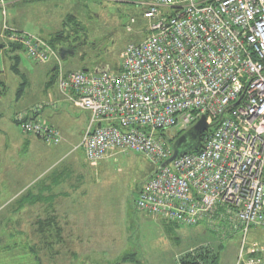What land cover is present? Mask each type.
<instances>
[{
  "label": "built area",
  "instance_id": "2783aa9c",
  "mask_svg": "<svg viewBox=\"0 0 264 264\" xmlns=\"http://www.w3.org/2000/svg\"><path fill=\"white\" fill-rule=\"evenodd\" d=\"M95 1L135 5L148 23L116 73L64 74L46 43L26 32L18 38L32 62L57 63L59 93L89 113L85 159L95 164L115 150L144 156L156 169L136 210L187 227L223 212L243 233L234 264H264V247L245 249L250 228L264 230V0ZM201 117L210 131L199 152L161 168L173 155L163 133ZM20 121L23 133L59 144L46 123Z\"/></svg>",
  "mask_w": 264,
  "mask_h": 264
},
{
  "label": "rangeland",
  "instance_id": "374dc122",
  "mask_svg": "<svg viewBox=\"0 0 264 264\" xmlns=\"http://www.w3.org/2000/svg\"><path fill=\"white\" fill-rule=\"evenodd\" d=\"M55 3L42 6L39 12L36 10L35 15H39L43 20L49 17L63 18L67 15L71 17L67 22V17H64L65 24L59 28L66 38V43H63L65 48L70 47L74 52V55H69L62 61L64 69L68 72L81 70L94 73L95 70L104 68L110 73H115L121 64L119 57L125 47L140 42L145 37L148 23L141 19V10L135 5L95 0H60ZM21 7L26 8L25 5ZM23 16L25 15L20 16V21ZM133 17L138 20L134 26L129 24ZM52 36L43 38L50 40ZM4 57L8 69L0 77L6 89L5 95L0 98V103L5 107L4 111L14 109L18 106L17 102L23 106L36 103L38 114H42L44 110L39 103L44 94L42 90H45L60 97L58 103L52 104L51 108L60 113V107L67 105L69 114L77 117L74 119L76 123L69 125L66 131L74 132L77 125H81L80 118L88 113L75 109L59 93L54 72L29 61L20 53L18 73H15L8 67L9 63L13 65L14 60ZM18 96H22L20 100ZM19 120L15 117L12 119L13 124L22 133L20 125L17 124ZM192 127L184 131L176 127L164 132L170 139L168 146L172 149L175 140L185 135ZM79 131L77 136L80 147L84 127L79 128ZM42 142L38 143L45 146ZM60 146L61 143L57 147L48 148L56 149ZM37 149L35 147L34 152ZM29 155L30 152L25 157L16 156L12 159V165L20 170L25 161L31 160ZM84 158L81 147L71 157L87 172L85 179L92 183V191L88 198H85L87 203L77 206L72 213L75 219L73 228L65 230L63 241L60 240L61 242L51 248L43 246L44 243L37 232L38 216H44L41 208L32 206L31 212L22 213L17 211L19 206L16 203L6 206L7 208L4 205L9 195L17 190L15 180L23 182L25 178L32 179L34 173L27 172L25 178L9 173L8 179L13 180V183L0 184V264H178L179 256L199 247L212 251L216 256L215 264L235 263L242 243V232L233 233L227 229L228 232L223 235L224 230L218 227L210 229L205 226L206 222L191 227L178 226L171 231L163 227L164 230L161 231L145 222L143 214L135 210L134 201L156 166L144 156L131 152L119 154L96 163L99 164L96 168L90 167ZM68 162L70 159L65 163ZM26 165L34 164L31 162ZM2 179L1 172L0 182ZM237 227L241 226L238 224ZM253 243L264 247L262 228L252 227L248 231L245 249Z\"/></svg>",
  "mask_w": 264,
  "mask_h": 264
},
{
  "label": "crops",
  "instance_id": "0c3cea01",
  "mask_svg": "<svg viewBox=\"0 0 264 264\" xmlns=\"http://www.w3.org/2000/svg\"><path fill=\"white\" fill-rule=\"evenodd\" d=\"M23 1L24 0H5V20L9 28L31 33V35L45 39L43 37H51L60 31L59 28L65 24V20L63 21L64 17H67V22L68 15L63 16V18L49 17L46 20H43L39 15H35L40 11L42 6L51 2H56L55 4H57L60 0ZM21 3L22 5H25L26 8L21 7ZM22 14L25 16H23L20 21V16ZM1 21L2 17L0 15V27ZM11 56L15 55H7L6 57L10 58ZM5 60L6 58L4 55L0 53V77L8 71ZM42 65L45 69L48 68L51 72L54 71L53 63ZM8 67L11 69L12 66L10 63ZM0 91L1 98L5 95L6 89L1 88ZM42 92L44 94L41 96L42 100L39 105L43 106L44 112L39 115L38 119L47 122L59 131L62 141L61 146L56 149H50L48 148L50 145L43 143L37 137L21 133L13 124L12 117L15 113L35 106L36 103L23 106V104L17 102L18 106L14 109L10 108V111H4L5 107L1 102L0 162L2 165H0V173L2 172L3 179L0 184L10 185L13 183V180L8 179L9 173L19 174V177L25 178L27 172H33L34 176L32 179L25 178L23 182L15 180L17 190L9 195L4 202V205L6 207L18 203L21 205L18 210L22 213L31 212L32 206H37L38 209L41 208V212L44 216L41 218L38 216L39 221L55 219L57 221V227H60L61 230H63L62 235H64L66 233L65 230L73 228L72 224L75 219H73L72 213L75 212L77 206L87 203V199L85 198H88L89 193L92 191V183H90V180L85 179L87 172L83 170L82 165L76 164V159H71L72 155L76 154L80 148L77 136L79 128L84 127L85 129L87 127L89 115H82L80 118L81 125L78 124L74 132L66 131L69 125L76 123L74 119H77V117L73 114H69L67 105L60 107L62 110L60 113L59 111H56V109L51 108L52 104L58 103L57 101L60 100L59 95L45 90H42ZM22 96H19L18 100H20ZM45 98H47V100ZM5 116L6 118L4 119ZM38 142H42L45 146H42ZM35 147L38 148L36 152H34ZM28 152L31 153V155H29L31 156V160H29L30 162L25 161V164L21 166V169L17 170L14 165H12L13 158L21 155L25 157L28 155ZM119 154H128V152L119 150L109 152L100 162L116 157ZM69 159L70 162L65 163ZM31 162H33L34 165H26ZM88 165L92 168H96L99 164L95 163ZM14 168L15 173L13 172ZM143 217L144 220H146V223H150L153 227H157L158 230L162 231L164 230L163 227H165V229L167 228V230L171 231L170 228L167 225H164L160 220H155L145 214H143Z\"/></svg>",
  "mask_w": 264,
  "mask_h": 264
},
{
  "label": "trees",
  "instance_id": "16d2710c",
  "mask_svg": "<svg viewBox=\"0 0 264 264\" xmlns=\"http://www.w3.org/2000/svg\"><path fill=\"white\" fill-rule=\"evenodd\" d=\"M27 1H31V0H24L23 2H27ZM5 7H6L5 0H2V2H0V15L2 17L1 27H0V52H2L4 56H7V55H9V56L10 55H15V56H11L10 57V59H13L14 60V63L12 65L11 69H13V71L15 73H18L17 67L19 65V60H18L19 54L20 53H23L27 57V59L29 61H31V60L28 58V56H27V54L25 52V48H24L23 44L21 43V41H18V38L20 37V33L24 32V31H20V30H17V29H12V28H9L7 26V23H6V20H5V11H6V8ZM141 14H142V12H141ZM140 17H141V15H140ZM133 18L136 20V23H137L138 20L135 17H133ZM70 19H71V17L69 16L67 20L69 21ZM141 19H142V17H141ZM32 36L35 37L36 39L42 40L52 50H54L57 53V56H58V59H59V62H60V65L62 67V70H63V73L64 74L71 73V72H68V71H66L64 69V67L62 65V61L60 60V57L58 55V49L61 48V47H65L66 46V45L63 44V43H66V41H65L66 38L64 37L62 31L57 32L56 34H54V36H52V38L50 40H44V39H42L40 37H37L35 35H32ZM137 43H139V42H137ZM137 43H134V44H137ZM68 49L71 50L70 47H68ZM52 63H53V66H54V71L53 72L55 73V76L57 78L58 77V65H57V63L53 61V62H48V63H46L44 65L52 64ZM39 65H42V64H39ZM118 70H119V67L116 69V72H118ZM77 71H81V70H77ZM83 72H85V71H83ZM0 88H4L5 89V85L2 82H0ZM0 93H1V91H0ZM40 107L43 108V106H40ZM34 108H35V106H33L31 108H27V109H25V111H20L18 113H15V115L13 116V119H14V117L16 119L17 118L18 119H21L20 122H23V121H29V122L30 121L31 122L41 121L40 119H38V117H39V114H38L39 111H38V109H36V108L34 109ZM84 112H86V111H84ZM86 113H88V112H86ZM88 115H89V113H88ZM89 119H90V116H89ZM89 119H88V123H89ZM17 124L20 125L18 121H17ZM46 125L48 127L54 128L50 124H46ZM54 129L59 134V131L56 128H54ZM209 131H210V129L207 130V131H205L201 135V141H200L199 148L197 150L193 151V152H190V153H197V152H199L200 148L202 147L203 140H204L205 136H207V134L209 133ZM24 134H27V133H24ZM27 135H32V136L37 137L40 140H42L37 135H33V134H27ZM59 136H60V134H59ZM60 143H61V136H60V142H59V144ZM59 144H57V145H50V146L55 147V146H58ZM86 162H88V161L86 160ZM89 163L90 162H88V164ZM16 204H18V203H16ZM17 206H19V208L21 207L20 204H18ZM134 206H135V201H134ZM135 210H136V208H135ZM17 211H18V209H17ZM136 211L137 212H140L138 210H136ZM140 213H143V212H140ZM143 214H145V213H143ZM145 215L148 216V217H150V218H153L155 220H160L164 225H167L170 228V230H172V228H176L178 226H184V225H181V224H177L175 222H168V221H165V220H162V219H157V218H154V217L149 216L147 214H145ZM219 215H221V217H219ZM214 216H215L214 219H212L213 221L210 220V223L209 224H206L205 226L209 227L210 229L213 228V230L218 227V228H220V229H222V230L225 231V232H223V235H225L228 232L227 229L230 230L233 233L235 232V230L232 229V226L229 225L230 224V222H229L230 219L227 218V216L225 215V213H223V212H217V214L214 215ZM214 222H216V223H214ZM36 224H37V232H38V234H39V236L41 238V241L44 243L43 246L48 247V248H51L55 244H58L60 240L63 241L62 240L63 230H61L60 227H57V221L55 219H51V220L48 219V220H45V221H39ZM199 224H203V222H201ZM166 230H167V228H166ZM236 231H238V230H236ZM221 232L222 231H219V233H221ZM124 260H126V258ZM215 263H216V256L212 253L211 250H209L206 247H199L197 249H193V250L188 251L187 253L183 254L182 256H179V258H178V264H215Z\"/></svg>",
  "mask_w": 264,
  "mask_h": 264
},
{
  "label": "water",
  "instance_id": "95a60500",
  "mask_svg": "<svg viewBox=\"0 0 264 264\" xmlns=\"http://www.w3.org/2000/svg\"><path fill=\"white\" fill-rule=\"evenodd\" d=\"M58 55L60 60L63 61L67 56L74 55V52L68 48L61 47L58 49ZM208 128L209 126L206 124L205 117H201L185 135L175 140L173 144V155L168 161L162 164L161 168L168 165L176 158L197 150L200 146L201 135L207 131Z\"/></svg>",
  "mask_w": 264,
  "mask_h": 264
},
{
  "label": "clouds",
  "instance_id": "9594fccd",
  "mask_svg": "<svg viewBox=\"0 0 264 264\" xmlns=\"http://www.w3.org/2000/svg\"><path fill=\"white\" fill-rule=\"evenodd\" d=\"M102 70H105V69L103 68ZM96 71H100V69H98V70H95V72H96ZM105 71H106V70H105Z\"/></svg>",
  "mask_w": 264,
  "mask_h": 264
}]
</instances>
